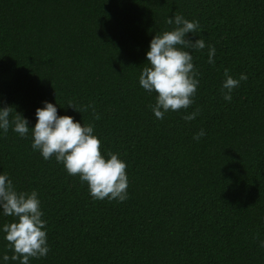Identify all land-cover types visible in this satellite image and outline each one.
<instances>
[{
	"label": "trees",
	"instance_id": "1",
	"mask_svg": "<svg viewBox=\"0 0 264 264\" xmlns=\"http://www.w3.org/2000/svg\"><path fill=\"white\" fill-rule=\"evenodd\" d=\"M175 14L199 21L189 38L206 47L188 49L194 103L159 120L139 76ZM225 69L248 76L231 101ZM45 101L94 124L105 157L127 164L128 198L94 200L79 176L32 149L31 129H0V174L35 190L47 221L50 251L30 264H264V0H0V107L34 128ZM69 102L94 105L100 119ZM13 221L0 210V264L13 254L3 232Z\"/></svg>",
	"mask_w": 264,
	"mask_h": 264
},
{
	"label": "clouds",
	"instance_id": "2",
	"mask_svg": "<svg viewBox=\"0 0 264 264\" xmlns=\"http://www.w3.org/2000/svg\"><path fill=\"white\" fill-rule=\"evenodd\" d=\"M175 25L173 30L157 33L150 42L147 62L139 76L140 86L149 93L155 92L156 103L151 105L157 119L163 120L170 111L189 108L196 95L199 73L194 67L193 56L188 49L202 50L206 47L202 38L192 40L189 34H196L201 26L199 21L184 18L175 14L166 20ZM214 46H209L208 63L215 64ZM226 77L222 92L226 101H231L232 91L248 76L241 73L233 78L225 69ZM67 107L83 113L92 108L95 120L100 115L95 113L94 105L83 109L69 102ZM14 106L0 107V129L7 134L10 127L21 137H27L30 129L33 138L32 149L39 151L45 160L53 156L62 163L67 173L79 176L82 183L86 182L94 200H117L124 202L128 198L127 164L117 153H108L106 158L102 152V141L94 135V124H81L73 116L59 115L58 108L52 102L45 101L43 107L36 109L37 122L29 127V121L15 110ZM200 110L197 109L183 117L186 121L195 120ZM205 131L201 129L194 135L199 141ZM0 210L6 217L14 221L3 225L5 240L13 252L11 256L3 255L4 264L17 261L18 264H30V259L46 257L50 251L48 245L47 221L42 219L41 202L38 193L17 191L7 174H0ZM260 246L264 248V241Z\"/></svg>",
	"mask_w": 264,
	"mask_h": 264
}]
</instances>
